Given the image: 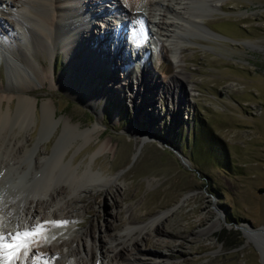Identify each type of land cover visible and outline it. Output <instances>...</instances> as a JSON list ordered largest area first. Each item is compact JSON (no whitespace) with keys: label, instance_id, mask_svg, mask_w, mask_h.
Wrapping results in <instances>:
<instances>
[{"label":"rangeland","instance_id":"374dc122","mask_svg":"<svg viewBox=\"0 0 264 264\" xmlns=\"http://www.w3.org/2000/svg\"><path fill=\"white\" fill-rule=\"evenodd\" d=\"M98 1L95 3L100 8L98 11L115 9L113 0ZM193 6L205 15L198 22L202 29L193 28L182 35L187 42L183 54L189 72L187 82L191 85L187 84L189 91L178 116L170 110L175 107L171 99L161 93L154 102L151 89L138 85L133 76L122 87L125 70H132L134 61L144 60V57L131 48L128 40L133 63L113 50H105L101 38L105 22L101 19L104 18L97 15L91 19L86 15L94 22L90 28L94 31L91 44L94 42L96 49L104 46L105 52L103 58L95 57L96 69L89 75L90 90L74 95V90L82 83L75 80L70 84L74 87L70 91L66 81L69 71L81 75L83 72L85 76L87 69L76 64L77 69L68 71V59L60 50L56 53L53 80L49 78L42 83L33 77L31 82L41 87L38 90L40 103L55 100L56 119L69 120L72 115L74 125L80 124L86 130L97 124L101 134L88 137L78 136L77 132L70 138L63 133L64 121L43 125L39 107L35 123H31L26 132L32 133V138L28 140L30 150L24 163L32 171L39 149L40 157H45L44 164L50 162L44 144L52 153L58 146L68 144L63 164L73 161L75 166H92L104 175L118 174L112 183L96 187L101 188L98 195L99 188L95 187L86 193L68 189L60 195V199L65 200L81 193L82 198L71 203L78 221V225L73 223V226L78 232L88 227L96 231L98 253L101 243L106 242L107 248H111L120 236L130 232L127 206L132 205L142 231L137 244H131L129 250L123 252L128 256L130 251L135 253L139 264H164V260L170 264H264V231L256 230L264 226V0H224L222 8L215 12L205 8L206 0H197ZM10 10L3 7L5 17ZM112 17L113 22L121 26L124 17L118 13ZM208 26L214 32L209 31ZM124 31L131 34L126 27ZM1 37L7 36L1 32ZM154 40V43H145L151 48L147 65L160 82L164 70L174 72L175 63L173 49L164 46L161 51V36ZM144 48H140L141 54ZM91 54L98 55L91 52L87 58ZM80 55L85 65L87 59ZM41 56L50 63L51 55L42 51ZM10 66L8 58L0 51V83L2 81L5 88L14 86ZM116 73L122 76L120 81L113 77ZM3 95L8 96L5 91ZM3 106L7 107V100ZM136 126L151 128L152 139L142 143ZM105 142L107 152L92 157ZM139 145L141 149L135 156ZM15 171H9V181ZM45 175L44 171L38 172L22 184L2 188L4 196L28 193L34 186L42 185ZM57 175L55 184L65 183L60 174ZM188 195L180 208L158 222L169 229V235L155 233L150 217ZM217 217L221 218L220 227L211 234L203 233ZM243 225L253 231L256 241L247 237ZM131 231L134 233V229ZM172 231L182 235L174 237L170 235ZM167 243L171 247L164 246ZM106 259L103 264H108L109 259Z\"/></svg>","mask_w":264,"mask_h":264},{"label":"bare ground","instance_id":"6f19581e","mask_svg":"<svg viewBox=\"0 0 264 264\" xmlns=\"http://www.w3.org/2000/svg\"><path fill=\"white\" fill-rule=\"evenodd\" d=\"M195 1L197 0H113L115 9L112 7L113 10L108 9L109 12L106 8L98 11L100 8L95 6L96 2L99 3L98 0H0V51L6 55L8 62L11 63L10 67L14 77V80H11V85L14 86L5 88L3 82L0 83V218L3 220V231L5 234L12 233L15 235L17 231L31 229L38 224L44 225L45 221L69 222L63 226L45 225L46 231L42 236H46L48 239L45 241L41 235L33 236L34 243L29 246L27 255L25 256L24 250H21L15 264H44L45 261L47 264H97L98 260L101 261L99 264H103L105 258L107 261L109 259L108 264H139L137 262L138 256L135 253L130 251L128 256L124 255L123 252L131 244H137L138 236L142 231L141 227L138 226V219L133 215L132 205L127 206L128 223L131 226L130 232L120 236L118 242L111 248H107L106 242L101 243L100 253H98L96 231L88 227L86 230L78 232L73 226V223L77 226L78 221L73 215L71 203L77 198H82L81 193L69 198L65 197V200L60 199V195L67 192L68 189L71 191L78 189L80 192L86 193L91 192L95 187V189L99 188L96 194L98 195L101 188L96 187L112 183L113 178L117 177L118 174L104 175L101 172H96L92 166L90 168L81 165L75 166L73 161L63 164L62 160L65 158L64 152L68 144H64L62 147L58 146V150L56 149L53 153L47 144H44L45 152L50 155V162L44 164L43 159L45 157H40L41 151L39 149L32 162V171L27 169L24 161L30 150L28 140H31L32 133L26 134V132L29 125L35 123L37 108L39 107L43 113V125L49 126L60 120L64 121L63 133L65 132L66 136L68 135L70 138H73L77 132H79L78 136L83 134L88 137L93 135L98 137L101 134V129L97 124L86 130H83L80 124L74 125L72 123L74 116L72 115H70L69 120L56 119L57 105L55 100H43L40 103L41 94L38 90L41 87L31 82L33 80L31 78L34 77L42 83L49 78L53 80L56 72V53L57 50H60L65 53L68 59V71L77 69L76 64L82 69L86 67L85 76H83V72L81 75V73H75L73 70L69 71L70 77L66 76L70 91L74 88L70 85L72 82L75 80L82 81L79 83V87L74 90V95L85 94L84 90L88 88L90 90L89 80L91 77L89 78V75L96 69L97 60L95 57L103 58L105 56L104 46L105 50H113L118 56L130 58L133 63L132 53L128 51L127 47L128 40L131 48L133 47L138 55L143 56L144 60H139L142 63L135 60L134 68L129 72L125 70L123 78L126 79H124L122 87L127 84V79L133 76L138 85L148 86L151 89L154 102L155 99L157 101V96L161 93L171 99L175 107L170 110L173 115L178 116L181 104L186 100L185 95L189 91L187 84L191 85L187 82L189 72L185 67L186 60L183 54L187 42L182 35L190 33L193 28L202 29L198 22H201L205 15L200 12L201 10L197 11L194 8L193 3ZM223 1L206 0L207 7H204L215 12L222 8ZM3 7L11 8L10 11L6 12L8 17L4 16ZM115 13L124 17L121 26H118L117 22H113V17L111 18ZM86 15H89L91 19L97 15L104 18V20L101 19L102 22L105 21L102 25L103 33L101 36L104 45L103 50L101 48L96 49L97 46L94 42L91 44L94 31L90 28L94 22L92 23L91 19L86 18ZM77 21L79 22L77 23ZM125 27L131 30L128 37L127 32L124 31ZM209 31L213 30L209 27ZM1 32L7 37L2 38ZM205 33L211 32L205 31ZM216 35L221 36L218 33ZM160 36L163 40L161 51H163L164 46L173 49L175 70L174 72L164 70V78L159 82L149 72L147 65L150 59L148 49L151 48L147 47L145 43H154L156 42L154 39ZM150 37L154 39H150ZM2 45L7 51L1 47ZM142 47L145 48L141 54L140 48ZM42 51L51 55L50 63L44 56H41ZM95 51L98 55L91 54V57L87 58L88 53L96 54ZM80 54H83L84 60L87 59L85 65ZM138 63L142 69L138 67ZM113 77L120 81L122 76L116 73ZM4 91L7 92L8 96L3 95ZM4 100H7L6 108L3 106ZM133 100L134 96L132 95L131 101ZM153 105L156 104L153 103ZM135 130H137L138 139L142 143L152 139L150 137L151 128L136 126ZM39 141L36 143V148H38ZM141 146L137 147L135 156L139 153ZM107 148L108 143H103L92 157L107 152ZM14 169L16 171L13 172L12 181H9L7 175ZM42 171L46 172V175L41 186H34L28 193H17L18 195L9 193L4 196L5 191L2 188L6 190L11 186L22 184L23 180L32 179L34 177L32 175ZM58 173L65 183L55 184ZM27 181L26 183H28ZM188 197L189 195L185 196L176 205L150 217V223L154 226L155 233L169 235V229L161 227L158 222L164 215L180 208L188 200ZM183 216L182 214L181 218ZM220 225L221 218L217 217L202 232L211 234ZM243 228L246 230L247 237L256 241L253 231L247 225H243ZM131 229H134V233ZM69 235L70 237H67ZM170 235L178 237L182 234L175 231ZM179 245L181 246V244ZM164 246L171 247L169 243ZM37 254L41 255L38 256ZM163 262L170 264L165 260Z\"/></svg>","mask_w":264,"mask_h":264},{"label":"snow or ice","instance_id":"6c2138e0","mask_svg":"<svg viewBox=\"0 0 264 264\" xmlns=\"http://www.w3.org/2000/svg\"><path fill=\"white\" fill-rule=\"evenodd\" d=\"M138 42V41H137ZM69 223L68 221H45L44 225H35L31 229L17 231L15 235L12 233L5 234L3 231V220L0 218V262L2 264H15L16 259L19 258V253L24 250L25 256L29 246L34 243L33 236L41 235L46 231L45 225L51 224L53 226H63ZM46 241L48 238L42 236ZM54 238V237H53ZM38 256L41 254H37ZM47 264V261L44 262Z\"/></svg>","mask_w":264,"mask_h":264},{"label":"water","instance_id":"95a60500","mask_svg":"<svg viewBox=\"0 0 264 264\" xmlns=\"http://www.w3.org/2000/svg\"><path fill=\"white\" fill-rule=\"evenodd\" d=\"M262 228H264V226L258 227L256 230H258V229H260V230H261Z\"/></svg>","mask_w":264,"mask_h":264}]
</instances>
